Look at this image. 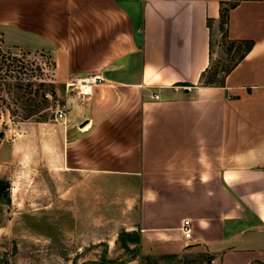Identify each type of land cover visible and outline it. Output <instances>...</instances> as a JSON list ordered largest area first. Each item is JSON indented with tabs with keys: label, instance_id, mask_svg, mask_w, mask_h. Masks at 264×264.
<instances>
[{
	"label": "crops",
	"instance_id": "1",
	"mask_svg": "<svg viewBox=\"0 0 264 264\" xmlns=\"http://www.w3.org/2000/svg\"><path fill=\"white\" fill-rule=\"evenodd\" d=\"M232 1L0 0V38L47 53L61 87L101 78L63 98L57 173L116 183L122 225L146 248L264 264V0L227 11V38L251 49L222 84L200 83L210 24Z\"/></svg>",
	"mask_w": 264,
	"mask_h": 264
},
{
	"label": "rangeland",
	"instance_id": "2",
	"mask_svg": "<svg viewBox=\"0 0 264 264\" xmlns=\"http://www.w3.org/2000/svg\"><path fill=\"white\" fill-rule=\"evenodd\" d=\"M210 32L204 82L220 85L246 45L227 38L224 20ZM0 48L16 58L0 68V264H201L203 252L157 251L131 234L116 183L56 172L63 136L52 108L68 91L47 53Z\"/></svg>",
	"mask_w": 264,
	"mask_h": 264
},
{
	"label": "built area",
	"instance_id": "3",
	"mask_svg": "<svg viewBox=\"0 0 264 264\" xmlns=\"http://www.w3.org/2000/svg\"><path fill=\"white\" fill-rule=\"evenodd\" d=\"M101 81L98 75H89L83 79H73L65 85L67 91L75 93L81 100L88 98L92 93L93 86H96ZM153 100H158L157 95L152 96ZM54 112L55 121H59L62 124L65 123V112L62 105L59 102H55L52 108ZM181 234L183 240L189 241L191 239V223L188 219H185L181 225Z\"/></svg>",
	"mask_w": 264,
	"mask_h": 264
},
{
	"label": "trees",
	"instance_id": "4",
	"mask_svg": "<svg viewBox=\"0 0 264 264\" xmlns=\"http://www.w3.org/2000/svg\"><path fill=\"white\" fill-rule=\"evenodd\" d=\"M236 3H232L228 10L232 7L235 6ZM225 5V4H222V6ZM227 10V11H228ZM227 11L225 12L222 7L220 8V11H219V20H224V25L226 27V16H227ZM232 42H235V43H239V44H245L246 45V49L244 50L243 54L229 67L227 68L225 71L222 72L223 74V78H222V82H223V79L224 77L238 64V62L244 57V55L251 49V46H252V43L250 42H236V41H232ZM1 45H4L3 41H0ZM210 56H211V35H210ZM16 58L15 57H12L9 53H4L2 52V49L0 48V68H2V66H4V62H13L15 61ZM211 64V62H210ZM210 64L208 66V68L205 69V72L202 73V76H201V80H200V83L204 86H216V85H211V84H208V83H205L204 82V78H205V75L207 74L208 70H209V67H210ZM9 67V65H7V68ZM222 84V83H221ZM24 117H21V118H28L30 116H33V114H30V113H26L23 115Z\"/></svg>",
	"mask_w": 264,
	"mask_h": 264
},
{
	"label": "water",
	"instance_id": "5",
	"mask_svg": "<svg viewBox=\"0 0 264 264\" xmlns=\"http://www.w3.org/2000/svg\"><path fill=\"white\" fill-rule=\"evenodd\" d=\"M0 188H3V187H0Z\"/></svg>",
	"mask_w": 264,
	"mask_h": 264
}]
</instances>
